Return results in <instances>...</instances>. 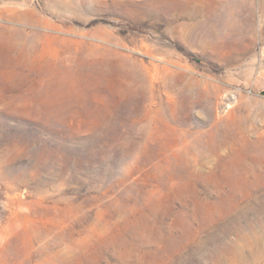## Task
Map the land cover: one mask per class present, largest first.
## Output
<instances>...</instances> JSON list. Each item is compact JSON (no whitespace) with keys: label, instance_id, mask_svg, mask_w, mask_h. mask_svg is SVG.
Returning <instances> with one entry per match:
<instances>
[{"label":"rangeland","instance_id":"1","mask_svg":"<svg viewBox=\"0 0 264 264\" xmlns=\"http://www.w3.org/2000/svg\"><path fill=\"white\" fill-rule=\"evenodd\" d=\"M0 264H264V0H0Z\"/></svg>","mask_w":264,"mask_h":264},{"label":"trees","instance_id":"2","mask_svg":"<svg viewBox=\"0 0 264 264\" xmlns=\"http://www.w3.org/2000/svg\"><path fill=\"white\" fill-rule=\"evenodd\" d=\"M180 49H181V48H180ZM190 57H191L192 59L196 60L197 62H200V59H199V58H196L195 56H191V55H190Z\"/></svg>","mask_w":264,"mask_h":264}]
</instances>
